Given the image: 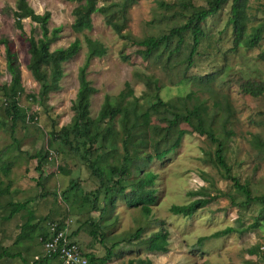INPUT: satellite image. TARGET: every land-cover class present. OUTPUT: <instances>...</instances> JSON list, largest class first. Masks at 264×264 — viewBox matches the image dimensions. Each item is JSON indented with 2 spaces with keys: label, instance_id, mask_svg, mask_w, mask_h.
Instances as JSON below:
<instances>
[{
  "label": "rangeland",
  "instance_id": "obj_1",
  "mask_svg": "<svg viewBox=\"0 0 264 264\" xmlns=\"http://www.w3.org/2000/svg\"><path fill=\"white\" fill-rule=\"evenodd\" d=\"M127 1L98 2L99 7H110V17H114L115 22L124 24L122 34L126 39H121L107 24L106 16L100 13L92 16L91 31L75 33L72 29L74 11L81 6L80 3L28 0L37 14L51 12L50 29L62 28L51 51L65 49L76 40L80 42L79 52L63 63L60 91L50 93L45 103H39L42 85L34 79L28 65L29 38H39L41 30L27 19L23 22L25 32L22 33L16 28L13 15L17 0H0V39L7 38L11 42L22 72L25 92L20 96L19 104L28 110L29 117H35L33 121L28 119L18 123L12 135V122L5 114L4 104L12 95V82L7 70L6 47L0 45V152L12 165L9 179L3 176L0 179L5 185H11L12 195H0V204L29 202V209L37 217L35 223H40L34 241L16 244L21 226L26 221V212L10 222L0 219V247L20 252L32 262L43 255L41 229L54 222L68 225L71 238L86 254L104 257L107 248L118 244L114 249L116 257L108 264H125L132 259L150 260L152 264H264V222L257 230L210 239L202 245L198 243L200 238L230 226L248 227L259 215L260 206L242 209L232 204L231 199L239 203L245 197L223 178L213 164L215 146L206 137L193 133L192 128L184 123L176 127L178 131L189 132L181 147L164 160L152 163L147 162L146 156L152 154L157 142L165 138L169 123L151 118L146 138L138 135L139 127L135 129V145L130 146V158L126 163L125 185L132 190L133 183L144 173L158 175L154 187L157 202L152 206L151 216L146 217L141 208L130 207L123 197L115 194L119 186L113 182L109 168L125 164L121 142L110 143L103 150L113 154L100 164L112 182L109 195L116 197V205L102 212L103 202L98 208L85 204L84 195L99 189L100 180L80 156L52 136L73 119L72 106L79 91L82 68L88 81L97 89L90 101L93 119L105 105L107 96L116 106L126 105L133 99L120 98L127 83L138 99L139 111L146 110L156 95L165 102L173 101L179 105V98L194 93L195 100L204 101L211 107L213 114L209 121L217 135L223 136L224 119L228 122L227 129L235 132V136L227 141L226 149L233 175L242 183H249L255 195H264V151L253 143L255 136L264 142V34L255 49H248L244 44L236 47L233 26L228 24L232 17L233 0H230L218 15L203 24L206 37L191 68H188V57L193 39L189 34L185 36L179 53L171 54L178 44L174 40L168 51L163 48L157 50L146 60L141 53L142 48L134 42L168 34L187 22L192 7L207 8L212 0H136L122 11L121 5ZM260 24H264V0H249L247 35ZM87 38L100 42L107 49L106 55L87 62ZM205 76L212 78L202 81ZM32 96H37V99ZM119 119L115 120L114 127L122 132L123 125ZM103 127L106 128L105 125ZM101 146L102 140L97 144L98 148ZM49 152L55 154L52 160L47 154ZM39 153H44L47 158L42 178L37 170L38 161L34 158ZM73 181L77 182V190L68 192ZM131 190L128 189L127 195ZM189 193L197 196L191 198ZM200 197H215L216 200L191 218L174 216L169 211L174 205H187ZM5 214L6 211L0 209V215ZM93 222L101 225L100 233L105 237V245L90 235ZM139 227L145 231L143 239L161 229L169 231V252L149 253L141 247L140 241H130ZM2 263L23 264V261L20 258L6 259Z\"/></svg>",
  "mask_w": 264,
  "mask_h": 264
},
{
  "label": "trees",
  "instance_id": "obj_2",
  "mask_svg": "<svg viewBox=\"0 0 264 264\" xmlns=\"http://www.w3.org/2000/svg\"><path fill=\"white\" fill-rule=\"evenodd\" d=\"M66 1L81 4V6L74 11L75 20L72 29L75 33L80 34L85 31H91L93 29L92 16L100 13L106 16L107 24L113 28L119 37L121 39H126L122 34L125 28L124 24L115 22V18L110 17V7H99V0ZM229 1L230 0H212L207 8L192 7V13L187 22L182 26L170 30L168 34L149 37L142 41L134 42V44L142 48L141 53L144 59L148 60L152 53L157 50L163 48L168 51L174 40H177L178 44L174 50H171V54L179 53L183 48L185 36L189 34L193 39L190 55L188 57V68H191L194 64V58L198 54L201 42L206 37L203 24L211 17L218 15ZM132 2L134 3L136 0H128L127 3L122 4L121 10L126 11L128 5ZM248 5L249 0H233L232 17L228 24L233 26L236 47L244 44L248 49H255L262 41L264 24H260L253 28L251 34L247 35L246 21ZM13 15L15 17L16 28L22 33L25 32L23 22L27 19L37 24L41 30L39 38L36 39L35 36L29 38L30 62L28 69L32 72L34 79L42 85V90L38 98L39 103H45L50 93L60 91L61 81L64 76L63 63L73 58L79 52L80 42L76 40L65 49L51 51V46L60 38L62 28L50 29L51 12H46L42 15L37 14L28 0H17ZM10 44L11 42L7 38L0 39V45L6 47L7 70L11 76L12 82V95L9 101L7 100L4 103L6 106L5 114L12 122L11 133L14 135L18 123L26 122L28 119L33 121L35 117H29L28 110L21 107L19 104V98L24 94L25 89L22 83V72L18 57L16 53L13 52ZM86 44L88 48L87 62L93 58H102L107 53V49L98 41L87 38ZM211 78L210 76H205L202 78V81H204V79L211 80ZM79 83V91L72 106L74 116L71 123L62 127L60 131L53 132L52 136L54 140H60L65 146L69 147L80 156L81 160L88 165L93 175L100 180L101 185L99 189L84 195L83 200L85 204H92L94 208H98L99 204L103 202L104 209L102 212H106L109 206L114 207L116 205V197L109 195L111 191L109 186L112 182L107 179V173L100 164L108 160L109 158L107 157L113 154L109 153L110 151L103 152V150L108 147L110 143L121 142L125 151V164H115L111 165L109 168L114 178L113 182L115 181V184L119 186L115 194L123 197L130 207L141 208L146 217L151 216L153 211L152 206L157 202V191L154 187L158 175L153 172L144 173L142 177H139L138 180L133 183L132 190L131 187L129 188L125 185V178L128 173V166L126 163L130 158V146L135 145L134 138L137 133L135 129L139 127L138 135L146 138L149 133L150 119L156 117L169 123V126L165 138L159 140L154 152L146 156L148 163L162 161L181 147L183 138L189 134V132L185 130L178 131L176 127L178 124L184 123L192 128L193 133L206 137L215 146L213 164L221 172L223 178L230 181L233 188L245 197V200L239 203H237L235 199H231L232 204L242 209L249 208L252 205L260 206L259 215L248 227L241 226L237 228L230 226L211 236L200 238L198 243L202 245L205 241L210 239H221L232 234H244L261 228L264 222V195H255L249 183H242L239 178L233 175L232 168L227 160L226 149L227 141L235 136V132L231 129H227L228 122L227 119H224L223 136L216 134L209 121L213 112L206 102L200 101L199 99L195 100L193 98L194 93L179 98L177 100L180 102L179 105H176L173 101L165 102L160 95H156L155 100L146 110L139 111L138 99L134 96V91L131 89L130 84L127 83L126 91L120 94V98L126 99L131 97L133 99L128 101L126 105L119 104L116 106L112 104V98L107 96L105 105L102 107L97 118L93 119L91 117L90 101L91 97L97 93V89L88 81L84 68L79 72ZM32 97L37 99V96ZM118 117H120L119 122L123 125L122 132L117 131L114 127L115 120ZM104 125L106 126L105 129L103 127ZM103 131L104 133L102 134ZM100 140H102V146L98 148L97 144ZM143 142H145V139ZM253 143L264 151V142L259 137L255 136ZM47 154L50 157V152ZM34 158L38 161L37 170L42 178V170L47 159L46 155L44 153H39ZM11 172L12 165L10 161H6L0 152V179L1 176L9 179ZM77 187V182L73 181L68 192H74L77 190ZM128 189L131 190L130 195H127ZM80 193L83 194L81 190ZM0 195L11 196V185H5L4 182L0 181ZM196 196L195 193H189V197L191 198H195ZM215 200V197H200L187 205H174L169 211L174 216L191 218ZM0 209L6 211L5 215H0V219L3 222H10L19 214L26 212L24 216L26 221L21 226V233L17 238L16 244L25 241H34L39 232L40 223H35L37 217L34 211L29 209V202L9 201L5 206L0 204ZM47 219L48 218L43 219V221ZM47 225L44 230L41 229L42 233L40 235L41 244L43 246L42 257H37V259L31 262L25 259L20 252H12L6 247H0V264H3L2 262L6 259L14 260L17 258L22 259L23 264H58L59 259L57 257H49L44 252V242L48 238ZM90 225V235L94 239L100 240V242L105 245V237L103 233H100L101 225L99 222H93ZM60 226H65V224H61ZM144 232V229L139 227L136 232L132 234L130 241H140L141 247L149 253L165 254L169 252V231L161 229L146 239L142 238ZM99 233L101 235H99ZM117 245L118 244H114L112 247L107 248V254L104 257L84 253L91 264H108L116 257L114 249ZM125 264H152V262L144 259H132Z\"/></svg>",
  "mask_w": 264,
  "mask_h": 264
},
{
  "label": "built area",
  "instance_id": "obj_3",
  "mask_svg": "<svg viewBox=\"0 0 264 264\" xmlns=\"http://www.w3.org/2000/svg\"><path fill=\"white\" fill-rule=\"evenodd\" d=\"M55 157L50 153L49 159ZM48 238L44 242V252L49 257H57L58 264H91L80 245L71 238L69 227L58 223H49Z\"/></svg>",
  "mask_w": 264,
  "mask_h": 264
}]
</instances>
